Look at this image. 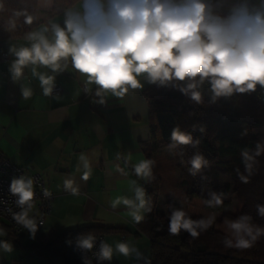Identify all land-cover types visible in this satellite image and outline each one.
<instances>
[{
    "label": "clouds",
    "instance_id": "clouds-1",
    "mask_svg": "<svg viewBox=\"0 0 264 264\" xmlns=\"http://www.w3.org/2000/svg\"><path fill=\"white\" fill-rule=\"evenodd\" d=\"M261 2L264 5V0ZM65 15L64 27L52 24L54 38L51 41L44 34L48 31L45 27L41 32L28 34L27 39L33 41L30 47L11 49L16 57L10 68L13 77L20 78L23 70L32 65V74L38 77L46 96L53 92L55 76L40 73L35 66L58 73L67 68L69 58L72 67L86 77L87 84L98 86L95 94L101 97V104L108 93L123 98L130 89L142 88L138 79L141 76L151 84H171L196 103L202 101L199 88L206 81L213 101L233 93L255 91L257 85L264 87V7L256 10L245 2L232 7L227 15H220L206 0H81L78 10ZM32 21L31 16L27 17V23ZM23 95L27 98L31 92L25 89ZM200 131H204L203 127ZM171 140L172 148L195 147L200 143L179 127L172 130ZM262 153L264 143L261 142L254 150L247 147L241 150L249 175L257 163L256 157ZM80 160L85 169L82 179L87 181L91 175L90 164L84 154L80 155ZM189 163L192 175L208 165L201 154H195ZM153 164L151 159H142L134 165V172L138 177L150 179ZM240 180L247 183L248 176L240 174ZM72 184V180L65 181L66 187L75 192ZM10 192L17 197L16 203L21 208L13 219L35 234L37 224L29 216L34 206L33 180L23 176L14 178ZM145 195L142 187H136L135 200L118 196L111 206H127L132 219L139 223L144 218L142 212L152 210ZM210 196L203 201L207 207L223 206L225 193L212 192ZM257 208L264 217V205ZM214 220V216L193 220L183 209H174L169 232L176 235L183 229L197 237L198 229L206 230ZM224 224L231 236L224 240L227 247L250 248L258 236L264 234V228L253 224L247 214L235 220L226 219ZM0 235H4L2 229ZM94 241L95 237L88 234L78 237L76 244L80 249L91 250ZM0 247L12 250L7 242L0 243ZM116 251L128 256L134 249L121 242L116 245ZM112 255L113 248L101 243L99 259L110 261Z\"/></svg>",
    "mask_w": 264,
    "mask_h": 264
},
{
    "label": "crops",
    "instance_id": "crops-1",
    "mask_svg": "<svg viewBox=\"0 0 264 264\" xmlns=\"http://www.w3.org/2000/svg\"><path fill=\"white\" fill-rule=\"evenodd\" d=\"M80 3L39 22L30 33L46 27L44 34L51 41L52 24L64 27L66 12L78 10ZM32 43L27 37L0 43V57L2 53L9 56L7 61L0 59V153L27 172H39L54 194L50 213L28 246L43 240L46 234L52 237L65 230L99 224L115 228L103 234L105 243L113 248L112 259L101 261L145 263L149 237L138 230L139 223L129 214L131 209L123 204L113 208L111 204L118 196L135 200V188L142 187L146 180L135 174L134 165L146 159L149 108L142 90L151 83L144 76L138 77L142 88L130 89L123 98L108 93L104 96L107 106L102 108L101 97L95 94L98 86L87 84L86 77L72 67L69 58L67 68L58 73L35 66L40 73L54 75V83L61 87L59 94L46 96L38 77L32 74V65L23 70L20 78H14L10 70L16 59L11 49L30 47ZM82 84L91 93L85 94ZM25 89L31 92L27 98L23 95ZM81 154L91 168L87 181L82 179L85 169ZM66 180L73 181L75 192L66 187ZM121 242L134 251L128 256L116 251ZM22 246L28 247L21 243V253ZM55 255L61 256L52 252L46 258L23 260L20 254L11 260L0 259V264H59L52 257Z\"/></svg>",
    "mask_w": 264,
    "mask_h": 264
},
{
    "label": "trees",
    "instance_id": "trees-1",
    "mask_svg": "<svg viewBox=\"0 0 264 264\" xmlns=\"http://www.w3.org/2000/svg\"><path fill=\"white\" fill-rule=\"evenodd\" d=\"M77 2L81 0H0V43L26 38L39 22ZM245 2L256 10L262 7L261 0H206L216 13L224 14ZM29 16L33 18L31 24L26 22ZM174 83L183 85L186 82ZM199 90L202 93L200 103L192 101L171 84H151L142 90L149 108L150 138L145 146V156L154 161L152 177L142 185L152 210L144 212V218L137 225L150 240L149 257L142 264H264V234L247 249L227 247L224 243L225 238H231L224 224L226 219L235 220L247 214L252 217L253 224L264 228V217L259 215L257 208V205H264V153L256 157L251 175L246 172L241 156L243 148L254 150L258 142L264 143V87L257 85L255 91L233 93L215 101L207 81ZM176 127L190 133L200 143L195 147H170L173 143L171 133ZM195 154H201L208 165L192 175L189 161ZM213 164L224 167L234 181L238 204L234 214L224 212L225 204L213 209L203 202L207 200L203 190L214 183ZM240 174L248 176L247 183L240 180ZM228 187L225 186V192ZM160 201L166 204L165 213L158 212ZM174 209H183L193 220L207 219L210 211L221 215L206 230L198 229L197 237L183 229L173 235L169 232V224ZM112 230L115 228L92 224L52 237L46 234L43 241L53 247L63 239ZM52 252L58 253L54 249ZM63 259L66 264H109L101 260L90 263L88 260Z\"/></svg>",
    "mask_w": 264,
    "mask_h": 264
},
{
    "label": "built area",
    "instance_id": "built-area-1",
    "mask_svg": "<svg viewBox=\"0 0 264 264\" xmlns=\"http://www.w3.org/2000/svg\"><path fill=\"white\" fill-rule=\"evenodd\" d=\"M1 60L7 61L9 56L2 53ZM85 94L91 93L85 84L81 85ZM61 92V87L54 83L53 92L50 95H56ZM99 106L105 108L107 100ZM23 176L25 179L33 180L34 200L33 208L29 212V216L34 219L37 224V230L42 226L45 217L50 213L51 203L54 194L50 192L45 184L42 175L39 172H27L23 167L12 163L7 157L0 153V229L4 232L3 240H11L21 245V238L30 231L23 225L18 224L13 215L19 213L21 208L17 205V197L10 192V185L14 178ZM36 230V231H37ZM95 237L94 246L91 250H84L77 247V238H67L58 241L53 247H49L43 240L37 241L28 247L22 246V259L27 260L33 256H41L46 258L51 249L57 251L62 257L72 260H88L90 263L100 261L99 252L101 243H105L103 234H92ZM71 240L69 244L68 241Z\"/></svg>",
    "mask_w": 264,
    "mask_h": 264
},
{
    "label": "rangeland",
    "instance_id": "rangeland-1",
    "mask_svg": "<svg viewBox=\"0 0 264 264\" xmlns=\"http://www.w3.org/2000/svg\"><path fill=\"white\" fill-rule=\"evenodd\" d=\"M218 1H226V0H218ZM218 14L227 15L224 13H218ZM211 170L214 174V183H213L212 187L203 190V195L207 199H210L211 198L210 193H212V192H216V193L223 192V193H225L226 196L224 198V204H225L224 212H229V213L234 214L238 209V204H237V200H236L235 194H234V181H233L232 177L230 176V174L228 173V171L224 167H222L218 164H213L211 166ZM226 185H229V187H228L227 191L225 192L224 190H225ZM172 201H175V199H172ZM166 211H167L166 210V204H164L162 201H160L158 203V212L159 213H165ZM220 215L221 214L216 212V211H210L207 214V218H209L210 216H214L215 217L214 221H216L219 219ZM3 238H4V236L0 235V243L5 242L3 240ZM32 240H33V234L30 232V233L26 234L25 236H23L20 241L22 244L28 246ZM6 242L11 245L12 250L11 251H5L2 247H0V259L9 258V260H11L14 258H18V256L20 254H22L21 250H20L21 245L19 246V244L17 242L11 241V240H7ZM52 257H54L55 259H58L59 264H64L61 256L55 255ZM52 264H55V263H52Z\"/></svg>",
    "mask_w": 264,
    "mask_h": 264
}]
</instances>
